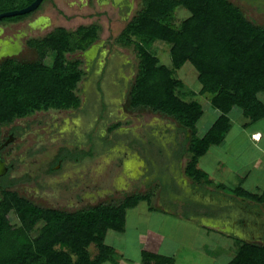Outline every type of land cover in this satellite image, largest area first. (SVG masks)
I'll return each instance as SVG.
<instances>
[{
  "label": "trees",
  "instance_id": "16d2710c",
  "mask_svg": "<svg viewBox=\"0 0 264 264\" xmlns=\"http://www.w3.org/2000/svg\"><path fill=\"white\" fill-rule=\"evenodd\" d=\"M33 1L0 0V13L22 9ZM179 6L189 9L191 15L176 24ZM34 12L4 17L0 24L23 21ZM101 28L97 23L81 25L76 30L56 27L27 40V45L37 52L35 60L6 58L0 63V131L8 124V117H16L20 110L31 114L39 110L81 108L79 85L86 71L81 58L68 55L91 48L99 40ZM155 41L172 45L175 67L181 68L187 62L194 65L201 83L200 93L210 95L211 105L219 110V117L205 134H199L198 129L205 113L203 104L188 101L177 93L184 83L150 49ZM116 42L134 47L138 56L137 74L129 94L130 107L174 118L186 136V146L181 143L174 156L181 158L186 152L185 174L194 184L213 185L208 173L199 167V161L212 145L224 141L233 126V110L240 109L248 121L246 124L264 119V99L260 95L264 93V24L247 17L231 0H142L140 9ZM121 124H112L110 130ZM93 150L94 146L86 156H93ZM80 156L70 152L60 154L51 163L50 171L56 170L60 159L77 161ZM1 183L0 264H103L115 250L107 242V235L111 231H125L127 210L145 201L149 210L158 209L152 203V191L68 210L43 206L16 189L7 188L16 183L8 175L1 177ZM215 186L256 198L242 187L229 188L221 183ZM11 212L17 216L19 226L6 220ZM41 220L44 224L33 235ZM142 264H175V258L143 250ZM228 264H264V245L238 243L236 255Z\"/></svg>",
  "mask_w": 264,
  "mask_h": 264
},
{
  "label": "rangeland",
  "instance_id": "374dc122",
  "mask_svg": "<svg viewBox=\"0 0 264 264\" xmlns=\"http://www.w3.org/2000/svg\"><path fill=\"white\" fill-rule=\"evenodd\" d=\"M106 1L109 4H105ZM232 1L244 8L247 17L264 24V0ZM50 2L44 0L40 10H35L23 21L0 24V42L9 41L21 60L31 61L37 58V53L26 46L28 36L45 35L57 25L75 29L79 24L96 22L102 27L100 39L88 50L68 55L81 58L86 71L79 85L80 109L39 110L31 114L20 110L16 117H8V124L2 127L0 143L14 125L25 127L23 135L3 148L6 164L14 163L12 178H24L15 188L43 206L68 210L100 201L121 200L135 192L152 191V203L157 210L167 208L179 214L167 217L150 213L147 202H141L137 209L127 210V233L111 231L107 242L114 243L117 236H122L130 243L139 240V233L150 235V229L156 236L147 237V243H156L162 234L168 238L179 215L181 218L185 215L195 217L193 211L204 209L199 203L207 201L209 194H205L202 187H195L192 179L186 176V152L181 158L174 156L186 140L180 124L165 114L145 108L134 110L129 105L138 56L134 47H123L116 39L140 9L141 0H57L58 8L63 9L67 17L52 6L48 9ZM120 2L124 5L120 6ZM190 15L189 9L179 6L174 22L181 24ZM171 47L167 42L155 41L150 49L161 64L172 70L175 78L183 81L184 86L177 88V93L188 101L198 100L203 104L205 113L198 122V129L204 133L217 112L211 106L210 95L200 93L201 83L194 65L187 62L181 68L174 66ZM260 95L264 99V93ZM237 110L240 109L232 113L235 123ZM117 122L122 124L110 130ZM93 146L94 155L86 156ZM66 152L81 154V161H67L62 168L57 166V175H47L56 156ZM243 159L246 157L242 156ZM205 167L209 171L208 166ZM25 174L31 180H25ZM234 209L236 219L241 213L239 208ZM5 218L19 226L13 212ZM139 220L140 224L145 223L137 230ZM43 224V220L39 221L32 234L36 235ZM118 244L117 241L116 247Z\"/></svg>",
  "mask_w": 264,
  "mask_h": 264
},
{
  "label": "crops",
  "instance_id": "0c3cea01",
  "mask_svg": "<svg viewBox=\"0 0 264 264\" xmlns=\"http://www.w3.org/2000/svg\"><path fill=\"white\" fill-rule=\"evenodd\" d=\"M120 3V6L124 5L122 2ZM105 4H109V2L106 1ZM237 5L244 10L241 5ZM51 6L61 15H64L63 17H67L64 10L58 8L60 6L57 0H51L47 8L49 9ZM41 21L43 20L41 19ZM89 24H79L78 27ZM59 26L65 27L64 25H57L54 28ZM77 28L67 29L76 30ZM31 37L35 36H28L27 40ZM12 40L13 38H11ZM27 40L26 46H28ZM214 110L217 115L213 123L220 115L218 109L214 108ZM237 111L236 119L238 122L235 123L233 120V126L226 134L224 141L221 144L212 145L209 151L200 158L199 167L208 173L213 183V185L206 183L197 185L192 182L195 187H202L206 191L205 194H209L206 197L209 198L207 201L199 203L204 209L193 211L195 217L189 215L181 218L179 215L175 229L171 231L170 236L167 238L165 234H162L160 235L161 239L154 244L147 243V237L156 236L152 229H150V235L139 233V240L135 239L130 243L124 237L117 236L116 239L120 245L118 244L116 247L117 241L110 243L115 249L112 252L114 254L103 264H131L132 261L136 264H142L143 250L173 256L175 264H228L236 255L238 243L248 242L264 245V119L246 124L248 121L243 117L240 110ZM240 116L242 119L239 120L238 117ZM206 132H199V134L203 135ZM253 134H260V141L253 142L251 139ZM242 156H245L246 159L241 160ZM205 166H208L209 171ZM220 183L229 188L242 187L254 194L256 198L240 196L215 186ZM234 208H239L241 213V216L236 219L233 216ZM148 211L161 213L167 217L174 213L179 214V212L167 208L162 211H151L148 208ZM222 212L226 213L225 216L219 215ZM140 222L141 220L136 223L137 230L145 223V221L142 224ZM127 228L128 219L126 229L121 233L126 234ZM204 234L206 237H203ZM212 236L217 238L212 239Z\"/></svg>",
  "mask_w": 264,
  "mask_h": 264
},
{
  "label": "flooded vegetation",
  "instance_id": "af4514ba",
  "mask_svg": "<svg viewBox=\"0 0 264 264\" xmlns=\"http://www.w3.org/2000/svg\"><path fill=\"white\" fill-rule=\"evenodd\" d=\"M5 45V46H4ZM6 46H8V50H9V52H11V56H8L7 58H17V59H19V60H21L18 56H17V52H14L13 51V48H14V46L12 45V43H10L9 41H3V42H0V48H2V47H6ZM6 49V48H5ZM5 52H7L6 50H5ZM4 59H6L4 56H1L0 55V63L4 60ZM21 61H25V60H21ZM81 82H83V80L81 81ZM25 130V127H23V126H20V125H14L13 127H11V129H10V132L8 133V136H7V138L3 141V142H1L0 143V145H2V144H5V145H8V143H10L11 141H13L14 139H17V138H19L21 135H23V131ZM4 145V146H5ZM4 148V147H3ZM3 148H2V150H1V156H2V158H3ZM81 155V154H80ZM57 157V156H56ZM56 159V158H55ZM4 160V159H3ZM60 161V163L61 164H59V165H56V169H57V166L59 167H63L64 166V164L66 163V161H63V159H60L59 160ZM68 161H72V160H68ZM81 161V158L79 159V160H77V161H73V162H80ZM51 165V164H50ZM7 166H8V171L3 175V176H5V175H8V179L10 180V181H14V180H16V183L13 185V186H9V187H7V188H12V189H16L15 187L17 186V185H19L22 181H23V179L24 178H22V179H18V178H12V174L14 173V163H10L9 165L7 164ZM46 173H47V175H51V176H55V175H57L58 173H57V170H55V171H53V172H51L50 171V166L48 167V169H47V171H46ZM3 176H1V177H3ZM50 176V177H51ZM1 177H0V183H1ZM25 180H31L30 178H29V175L28 174H25ZM20 181V183H18ZM1 185H2V183H1ZM20 193V192H19ZM21 195H23V196H25V197H27L26 195H24V194H22V193H20ZM27 198H29V197H27ZM30 199V198H29ZM32 200V199H31Z\"/></svg>",
  "mask_w": 264,
  "mask_h": 264
},
{
  "label": "water",
  "instance_id": "95a60500",
  "mask_svg": "<svg viewBox=\"0 0 264 264\" xmlns=\"http://www.w3.org/2000/svg\"><path fill=\"white\" fill-rule=\"evenodd\" d=\"M43 1L44 0H35L30 5L22 8V9L2 12V13H0V20H2L4 17L23 15V14H27V13H30L32 11H35L43 3ZM5 50L7 52H5ZM0 55L7 58L8 56H11V52H9L8 47H6V49L4 47H2V48H0ZM4 145L5 144L0 145V177L3 176L8 171V166L1 156V150L4 147ZM1 187H2V185L0 183V189H1Z\"/></svg>",
  "mask_w": 264,
  "mask_h": 264
},
{
  "label": "built area",
  "instance_id": "2783aa9c",
  "mask_svg": "<svg viewBox=\"0 0 264 264\" xmlns=\"http://www.w3.org/2000/svg\"><path fill=\"white\" fill-rule=\"evenodd\" d=\"M260 138H261L260 134H259V135H257V134H253V135L251 136V139H252L253 142H255V141H260Z\"/></svg>",
  "mask_w": 264,
  "mask_h": 264
}]
</instances>
